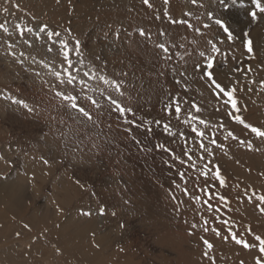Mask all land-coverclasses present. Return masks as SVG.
Returning a JSON list of instances; mask_svg holds the SVG:
<instances>
[{
	"label": "rangeland",
	"instance_id": "374dc122",
	"mask_svg": "<svg viewBox=\"0 0 264 264\" xmlns=\"http://www.w3.org/2000/svg\"><path fill=\"white\" fill-rule=\"evenodd\" d=\"M240 1L0 0V264H264V14Z\"/></svg>",
	"mask_w": 264,
	"mask_h": 264
},
{
	"label": "snow or ice",
	"instance_id": "6c2138e0",
	"mask_svg": "<svg viewBox=\"0 0 264 264\" xmlns=\"http://www.w3.org/2000/svg\"><path fill=\"white\" fill-rule=\"evenodd\" d=\"M167 2V0H166ZM196 0H193V3H195ZM251 2L255 5V9L254 11H251L249 12V15L253 18V19H256L258 13H261V14H264V4L261 3V0H251ZM144 3L145 4H149V0H144ZM220 3L224 6V7H227L228 5L225 3V0H220ZM233 3H236V0H233ZM241 5H243V0H241ZM150 6V5H149ZM167 15V13H165ZM209 17L212 16V13H208ZM174 23H177V21H173ZM178 23H184V24H187L188 22L186 20L184 21H179ZM215 23L216 25L219 26V28H221L223 30V32L227 35V40L229 41H232L234 40V33L230 30V28L224 23L223 20L221 19H216L215 20ZM189 27H191V25H188ZM19 28V25L17 26ZM46 25L44 27H42L40 29L41 32H44L45 29H46ZM207 27V25L205 26ZM0 28H3V25H0ZM5 31H7V29H4ZM27 31H31V29H27ZM197 31H199V29H197ZM140 35H145L144 31L143 30H140ZM53 36H59V33L57 32H48L47 33V38L49 40L52 39ZM244 36L246 37L247 36V33L244 34ZM60 43L63 45V49H62V55L64 57V61L68 63L69 66H71L72 62L71 60H69V51H68V45L66 42L64 41H60ZM210 44H212V47H211V51L213 53L215 52H218L219 49L218 47L216 46V44H213L211 41H209ZM77 46H78V42H77ZM161 49H163L165 52L168 51V49L165 47L164 44H159L158 45ZM243 46L245 48L248 49L249 52L252 51V47H251V41L250 40H247V39H244L243 41ZM49 51H51V48L49 49ZM200 55L203 57L204 56V53L201 52ZM197 68L200 67L199 64L196 65ZM206 67L207 69H212L214 67V60L212 57H209L206 61ZM65 72L68 73V70L65 69ZM56 75L59 77L60 73H56ZM85 75H87V73H85ZM204 77H206L208 79V81L211 82V84L214 86L215 89H217L220 93H222L224 96H226L228 98L227 100V103H230L231 106L235 109L236 108V101L235 99H233V91L234 90H226L225 86H222L220 83H218L215 79V77L213 76V73L212 71H204L203 73ZM75 79V77H73L70 73H68V79H67V83L68 84H72L73 83V80ZM100 79H104V77H100ZM106 83L108 81H105ZM81 83H83V81H81ZM112 83H116L115 81H113ZM117 91H119V87L117 86ZM57 95H61V93H57ZM64 99L69 101L70 102V105L72 108H78L79 112L82 113L85 117H88L89 119L91 118L90 117V114L83 108V107H78L77 103H76V97L75 96H72V95H66L64 96ZM89 99H91V97H89ZM112 104L116 106V110L123 114L125 111H131V109H126V108H123L121 107L117 101L115 99H112ZM93 103L95 104L96 101H93ZM238 110V109H237ZM175 111L176 113H180L181 112V108L179 106V104L176 105V108H175ZM197 111H199V108H197ZM196 117H193V119H195ZM236 120H238L240 123H244L243 119H241V117L239 116H236L235 117ZM201 123H204L203 120L200 121ZM246 127H251V125H246ZM165 129L167 130L168 129V125H165ZM252 132L256 133V135L258 136H264V131H261L259 128H256V127H252L251 128ZM193 131L196 132V129L193 128ZM197 135H203V133H200V132H197ZM229 135H232L231 133H229ZM212 143H215V141L213 140ZM249 147H251V144L248 145ZM213 175L220 180V183L223 184L224 181L222 179V177L220 176V173L219 171H215L213 173ZM221 199H224L223 197H221ZM260 200L261 201H264V196H261L260 197ZM209 209H211V205H209ZM99 211L101 213L104 212V208H100ZM262 211H264V209H262ZM85 215H88L89 213H84ZM25 227H27V225H25ZM193 227H195V225H193ZM19 235V234H18ZM217 235H219V233L217 232ZM233 238L235 239V236H233ZM258 242H259V248H260V251L262 253H264V238H261L259 236H257L255 238ZM237 243H244V241L242 240H237L236 241ZM204 243L209 247L211 248L212 245L207 241L205 240ZM246 247H250V245H247L245 244ZM257 264H260V262L258 261Z\"/></svg>",
	"mask_w": 264,
	"mask_h": 264
},
{
	"label": "bare ground",
	"instance_id": "6f19581e",
	"mask_svg": "<svg viewBox=\"0 0 264 264\" xmlns=\"http://www.w3.org/2000/svg\"><path fill=\"white\" fill-rule=\"evenodd\" d=\"M227 1H228V0H227ZM240 2H241V1H240ZM232 3H233V2H232ZM232 3H231V5H232ZM234 6H235V5H234ZM234 6H233V7H234ZM245 8H246V7H245ZM234 10L236 11V15H237V17L239 16V15H238V12L243 13L241 8H235ZM227 15H228V14H227ZM230 15H231V14H230ZM232 16H233V15H232ZM239 17H240V16H239ZM228 19H229V17H228ZM242 19H245V18L243 17ZM242 19H241V20H242ZM245 21H246V20H245ZM224 22H225V21H224ZM238 22H239V21H238ZM228 23H229V22H228ZM229 25H230V24H229ZM233 25H234V24H233ZM227 26H228V25H227ZM240 26L243 27L242 24H241ZM232 30H233V29H232ZM238 32H239V31H238ZM240 33H241V32H240ZM254 43H255V42H254Z\"/></svg>",
	"mask_w": 264,
	"mask_h": 264
}]
</instances>
